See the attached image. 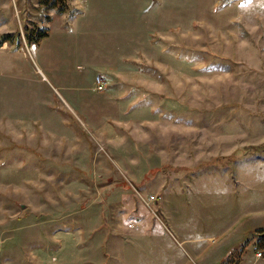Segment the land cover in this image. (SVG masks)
<instances>
[{"label":"rangeland","instance_id":"374dc122","mask_svg":"<svg viewBox=\"0 0 264 264\" xmlns=\"http://www.w3.org/2000/svg\"><path fill=\"white\" fill-rule=\"evenodd\" d=\"M51 2L0 0V264H264V0Z\"/></svg>","mask_w":264,"mask_h":264},{"label":"trees","instance_id":"16d2710c","mask_svg":"<svg viewBox=\"0 0 264 264\" xmlns=\"http://www.w3.org/2000/svg\"><path fill=\"white\" fill-rule=\"evenodd\" d=\"M47 2V0H45ZM49 8H56L57 12L59 14H63L68 10V6L65 3V0H52V2L49 4ZM23 33H24V39L26 41V44L28 46L31 45H38L43 39L47 38L49 36V32L48 29H40V28H34L31 29L28 26H25L23 29ZM14 35V34H13ZM12 33H6L3 34L0 37V47L4 44V43H10L11 37L13 36ZM19 33L16 34V36L18 37ZM19 42H17L18 44ZM260 237H264V233H262L260 235Z\"/></svg>","mask_w":264,"mask_h":264},{"label":"crops","instance_id":"0c3cea01","mask_svg":"<svg viewBox=\"0 0 264 264\" xmlns=\"http://www.w3.org/2000/svg\"><path fill=\"white\" fill-rule=\"evenodd\" d=\"M6 43H4L1 47H0V49H1V52L2 53H4V54H0V69L3 71V72H5V73H7L8 71H12L13 69H14V60L12 59V57L11 56H9V54L8 55H6V53L5 52H3V51H5L6 50ZM6 55V56H5ZM69 73V72H68ZM67 73V74H68ZM65 75V78H67V76L68 75ZM260 221V220H259ZM259 221H256L255 222V224H254V227L255 226H257L258 224H261V222H259ZM248 228H250V227H248ZM254 229V228H253ZM248 230V229H247ZM253 234V233H252ZM100 245H101V247H103V245H104V238L103 237H101L100 238ZM101 256L102 257H100V262H98L97 264H104V262H105V256H104V254L101 252ZM240 259H241V261L239 260V264H243V259H242V254H240ZM87 264V263H86Z\"/></svg>","mask_w":264,"mask_h":264},{"label":"built area","instance_id":"2783aa9c","mask_svg":"<svg viewBox=\"0 0 264 264\" xmlns=\"http://www.w3.org/2000/svg\"><path fill=\"white\" fill-rule=\"evenodd\" d=\"M95 82L97 84V90H102V84H103L102 79L100 77H96ZM257 255L261 256V254L259 252Z\"/></svg>","mask_w":264,"mask_h":264}]
</instances>
